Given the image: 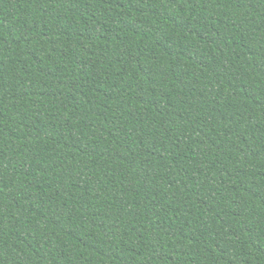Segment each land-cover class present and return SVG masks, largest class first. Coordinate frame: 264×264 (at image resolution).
Listing matches in <instances>:
<instances>
[{
  "label": "trees",
  "instance_id": "1",
  "mask_svg": "<svg viewBox=\"0 0 264 264\" xmlns=\"http://www.w3.org/2000/svg\"><path fill=\"white\" fill-rule=\"evenodd\" d=\"M0 264H264V0H0Z\"/></svg>",
  "mask_w": 264,
  "mask_h": 264
}]
</instances>
